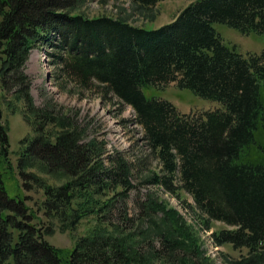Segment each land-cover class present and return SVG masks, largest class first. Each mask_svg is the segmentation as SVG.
<instances>
[{
    "label": "trees",
    "instance_id": "obj_1",
    "mask_svg": "<svg viewBox=\"0 0 264 264\" xmlns=\"http://www.w3.org/2000/svg\"><path fill=\"white\" fill-rule=\"evenodd\" d=\"M85 1L0 0V86L12 110L22 104L32 127L33 136L21 140L18 166L43 189L45 213L71 227L95 214L103 228L79 237L71 250L46 239L52 229L6 187L2 166L11 163V142L0 105V264H165L176 250L198 257L192 227L159 198L160 190L190 194L194 204L182 202L206 228L224 223L213 232L216 245L248 249L235 264H264V49L243 54L214 26L264 34V0H194L157 28L88 16L81 11ZM130 1L145 10L163 0ZM37 47L47 50L61 88L71 84L80 94L132 107L148 154L132 160L116 150L106 160V141L91 135L79 112L52 102L38 106L26 71ZM170 83L221 106L186 113L167 98L148 96ZM31 162L67 180L50 183L27 170ZM134 178L156 188L138 202L139 218L149 220L138 234L113 219L123 211L118 202L137 186Z\"/></svg>",
    "mask_w": 264,
    "mask_h": 264
},
{
    "label": "rangeland",
    "instance_id": "obj_2",
    "mask_svg": "<svg viewBox=\"0 0 264 264\" xmlns=\"http://www.w3.org/2000/svg\"><path fill=\"white\" fill-rule=\"evenodd\" d=\"M194 0H163L145 10L139 9L132 4L130 0H86L81 11L88 16L110 15L115 17H123L130 22L145 26L147 28H157L169 23L179 13L181 9ZM217 31L222 35L224 41L229 45H236L239 52L243 54L260 53L264 49V34L251 33L243 34L238 29L224 23H215ZM54 66L50 62L47 50L45 48H33L30 58L27 62L26 71L32 78V94L35 103L38 106H44L47 102L55 104L56 109H65L73 113L79 112L80 119L90 122L91 135L106 141L107 152L105 159L116 150H122L126 156L132 160H136L145 154H148V147L143 139L141 126L134 121V110L130 106L120 107L119 104L104 100L96 93L80 92L73 85L68 84L65 88H61L54 78ZM1 85V83H0ZM148 96H161L175 103L182 112H199L206 109H214L220 107L217 101L202 98L194 94L190 89H181L175 83H170L165 90H150ZM19 108L12 110L8 105V99L5 97L0 86V105L3 109V120L5 125L9 127L10 137V160L11 163L5 162L2 166V172L6 187L11 195H18L27 199V203L33 208L41 222L42 227L52 229V232L46 234L48 241L57 247L71 250L79 237L88 235L97 230L102 224L98 222L95 214H90L81 219L74 227L69 223L63 222L61 219L51 215H47L42 208L45 199L43 189L37 184L29 181L21 174L19 168V151L21 140L25 137L33 136L31 125L27 122L22 111V104ZM127 119V121H124ZM151 167L156 165L155 159H150ZM29 172H33L41 177L48 178L50 183L62 184L67 177L55 179L48 176L39 168V164L31 162L27 168ZM136 187L130 191L129 198L125 203L121 200L118 207L123 208L119 218L117 214L113 219L121 223V227L127 232L139 233L148 225L149 220L142 221L139 218L140 208L138 202L145 199L149 190H156L152 185L141 183L139 178H134ZM112 194V193H111ZM157 194L161 200L175 208L186 224L192 227L193 237H197L196 242L200 250V255L192 256L188 252L176 250L175 256L169 258L165 264H184L181 263L185 259L187 263L191 261L202 260L200 264H235L236 261L243 260L248 255L247 248H234L232 244L225 243L216 245L213 239V232L225 228L226 225L220 221H212L210 228H206L194 213V208L185 206L182 202L187 200L188 203L194 204L193 197L185 191H181L180 198L176 195L166 193L162 190ZM193 209V210H192ZM161 216V214H158ZM126 216L132 220L126 221ZM143 223V224H142ZM103 228V225H102ZM183 239V238H181ZM153 240L157 247H163L156 235ZM190 240V239H188ZM192 242V243H193ZM197 246H194L197 247ZM145 250L149 249L143 246ZM169 252L165 251V257L169 256ZM201 256L205 257L201 259ZM189 260V261H188ZM155 264H164V262H156Z\"/></svg>",
    "mask_w": 264,
    "mask_h": 264
}]
</instances>
